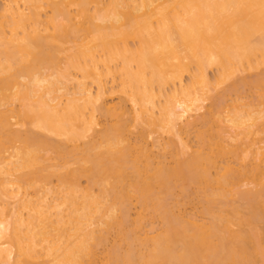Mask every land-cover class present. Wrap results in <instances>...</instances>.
Returning <instances> with one entry per match:
<instances>
[{
	"label": "bare ground",
	"instance_id": "1",
	"mask_svg": "<svg viewBox=\"0 0 264 264\" xmlns=\"http://www.w3.org/2000/svg\"><path fill=\"white\" fill-rule=\"evenodd\" d=\"M0 264H264V0H4Z\"/></svg>",
	"mask_w": 264,
	"mask_h": 264
},
{
	"label": "rangeland",
	"instance_id": "2",
	"mask_svg": "<svg viewBox=\"0 0 264 264\" xmlns=\"http://www.w3.org/2000/svg\"><path fill=\"white\" fill-rule=\"evenodd\" d=\"M3 1L4 0H0V6L2 5V3H3ZM211 74H213L212 72H209V75L211 76ZM111 87V83L110 82H108L107 84H106V88H110ZM92 90H93V92H94V87L92 86ZM247 92H249V91H247ZM249 94H251L250 92H249ZM233 96V95H232ZM228 97L229 96H226V100H228ZM229 100H230V98H229ZM110 102V101H109ZM208 102V101H207ZM207 104L208 103H205V108H203V110H201L202 112L204 111V109H206L208 106H207ZM164 139H165V137H164ZM167 139V138H166ZM165 141V140H164ZM167 141V140H166ZM155 149V148H154ZM153 149V150H154ZM157 150V149H156ZM155 151V150H154ZM81 183H82V185H85V180L84 179H81ZM177 193L179 194L180 192L177 190ZM178 194H175V195H178ZM178 198H180L181 197V195H180V197L179 196H177ZM176 197V198H177ZM177 198V199H178ZM182 198V197H181ZM181 198H180V200H181ZM185 199V198H184ZM184 199H182V201H184ZM190 200V201H189ZM186 201V202H185ZM185 203L183 202V203H181V204H183V207L186 209V211L187 210H189L188 212L189 213H196V215H202L201 213L202 212H200V211H202V206H201V203H202V201L201 200H199V197H198V193L196 192V189L195 188H193L192 186H191V188H189V196L185 199ZM188 201V202H187ZM181 202V201H180ZM198 202V203H197ZM189 203V204H188ZM187 206H186V205ZM200 204V205H199ZM186 207H185V206ZM195 208H194V207ZM199 206V207H198ZM194 209V210H193ZM132 212H133V210H132ZM157 220V219H156ZM156 222H158V221H156ZM155 222V223H156ZM155 226L156 227H158V226H160L158 223L157 224H155ZM114 235V234H113ZM111 237H114V236H112V234L110 235V239H111ZM109 239V240H110ZM113 239V238H112ZM109 242H111V240L109 241Z\"/></svg>",
	"mask_w": 264,
	"mask_h": 264
}]
</instances>
